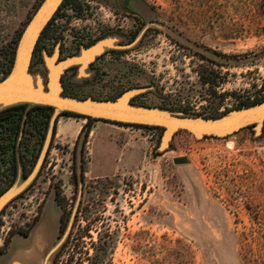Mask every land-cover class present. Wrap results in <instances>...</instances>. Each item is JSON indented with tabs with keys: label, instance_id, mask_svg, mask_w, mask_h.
I'll return each mask as SVG.
<instances>
[{
	"label": "rangeland",
	"instance_id": "rangeland-1",
	"mask_svg": "<svg viewBox=\"0 0 264 264\" xmlns=\"http://www.w3.org/2000/svg\"><path fill=\"white\" fill-rule=\"evenodd\" d=\"M44 2L0 0V81ZM79 2L81 11L62 9L33 54L34 84L48 83L46 53L59 50L62 62L108 43L84 74L74 66L62 75L64 93L109 101L136 92L132 104L207 118L264 99V0ZM19 105L39 106L0 105V113ZM54 114L44 141L27 135L24 158L5 150L0 125V190L14 158L19 166L0 195V264H43L59 244L57 192L73 235L48 264H89L95 255L98 264H264V124L223 138L181 131L164 147L162 128L93 122L75 153L88 120L63 115L51 136ZM88 230L93 240L81 238Z\"/></svg>",
	"mask_w": 264,
	"mask_h": 264
},
{
	"label": "water",
	"instance_id": "water-1",
	"mask_svg": "<svg viewBox=\"0 0 264 264\" xmlns=\"http://www.w3.org/2000/svg\"><path fill=\"white\" fill-rule=\"evenodd\" d=\"M64 0H45L41 8L27 24L18 44L14 66L9 77L0 81V105L32 104L54 108L51 123V136L55 134L58 117L69 112L86 118H94L113 123L137 124L162 128L165 131L163 146L167 147L173 136L178 132H187L196 138L226 137L235 134L251 125L264 124V101L251 106H244L217 118L189 116L158 107H145L132 104L130 92L117 100L100 101L93 98L81 99L66 96L62 86V75L71 67H79L80 73L89 68L90 64L100 56L108 43H99L81 50L78 56L59 60L60 51L54 57L45 54L48 69V83L44 86L40 81L34 84L30 74V64L37 42L58 11ZM183 160L177 159L176 163ZM3 204L0 205V208ZM61 237L59 244L48 252L43 264L54 260L71 231V224ZM10 264H28L24 259L11 260Z\"/></svg>",
	"mask_w": 264,
	"mask_h": 264
},
{
	"label": "trees",
	"instance_id": "trees-1",
	"mask_svg": "<svg viewBox=\"0 0 264 264\" xmlns=\"http://www.w3.org/2000/svg\"><path fill=\"white\" fill-rule=\"evenodd\" d=\"M73 6L75 7V9L77 11H81V3L79 2V0H64V2L62 3V5L60 6L59 10L56 12L55 16L53 17V19L50 21V23L48 24V26L45 28V30L43 31L35 53H34V57L37 56V54L40 53V50L42 49V43L46 40L50 38L51 35V29H52V25L54 24V21L56 20V18L58 17L59 13L62 11V9L66 6ZM7 56V53H6ZM64 79V78H63ZM203 85L207 86H214L217 84L216 81H213L212 78H203L202 79ZM65 95L67 96H75L71 93L68 92V88H65ZM264 99L261 100H256L252 103H245L243 105L240 106L244 107V106H251L254 104H257L259 102H262ZM178 110H183V111H187L185 109H180L178 108ZM52 112H54V108L52 107H48V106H32L29 107L28 105H19V106H15L12 108H9L3 112L0 113V118H1V122L0 125L2 127V131L4 133H6L5 135V146L7 148H5V150H13V152L16 151V149L21 151V154L24 158V147L26 149L28 144L27 141H30V138L32 136H36L39 137L42 141H44L46 135H47V131L51 122V114ZM70 116V117H81V118H86L84 116H78L76 114H72L69 112H63L60 114V116L57 119L56 122V126H55V133H57V127H58V122L61 116ZM88 120L87 124L82 128V131L78 137V140L76 141L75 144V153L78 151L80 144L83 141L84 146L87 145L90 134L92 132V128H93V122L96 121H103V120H98V119H94V118H86ZM106 122V121H104ZM117 125H121V126H136V127H141V128H156V127H148V126H140V125H131V124H125V123H114ZM23 132L24 133V138L20 141L18 148H17V143H18V137L20 135V133ZM30 138H28V136ZM18 162L15 160V158L12 161V164L10 166V170L9 173L7 174V177L10 179V184L13 183L18 175ZM3 175L2 172V167H0V178ZM10 184H8L6 187L2 188L0 190V195L6 191L9 187ZM57 202L59 204V206H61V208L63 209V214H62V218H61V235H63L66 230L67 227H65V217H66V213H67V207L66 205L63 203V201L60 198V194L59 192H57ZM25 236H28L29 233L28 232H24L23 233ZM73 235V231L70 233L69 237L67 238V240L65 241V243L63 244L62 248L60 249V251L57 253L56 257H55V261L56 259L61 257V254L65 251V249L68 247V244L70 242V239L72 238ZM90 235V230H88L86 236H82L81 238H85V237H89L91 240H93L92 236H88ZM105 245H107V242H104ZM95 251H97V249H94ZM87 256L90 257V253L89 251L86 253ZM98 255L95 256H91V258H87L89 261V264H98Z\"/></svg>",
	"mask_w": 264,
	"mask_h": 264
},
{
	"label": "crops",
	"instance_id": "crops-1",
	"mask_svg": "<svg viewBox=\"0 0 264 264\" xmlns=\"http://www.w3.org/2000/svg\"><path fill=\"white\" fill-rule=\"evenodd\" d=\"M95 123H106V122H95ZM106 124H108V123H106ZM67 130L69 131V128H67ZM62 133V132H61ZM68 134V133H67ZM62 136H64V133H62Z\"/></svg>",
	"mask_w": 264,
	"mask_h": 264
}]
</instances>
